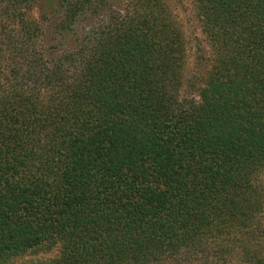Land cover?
<instances>
[{"label": "trees", "instance_id": "16d2710c", "mask_svg": "<svg viewBox=\"0 0 264 264\" xmlns=\"http://www.w3.org/2000/svg\"><path fill=\"white\" fill-rule=\"evenodd\" d=\"M106 1L0 0V264H264V0H195L188 94L161 0L40 50Z\"/></svg>", "mask_w": 264, "mask_h": 264}, {"label": "rangeland", "instance_id": "374dc122", "mask_svg": "<svg viewBox=\"0 0 264 264\" xmlns=\"http://www.w3.org/2000/svg\"><path fill=\"white\" fill-rule=\"evenodd\" d=\"M55 3V2H54ZM52 2V4H54ZM161 3L167 4L169 8L173 11L174 16L178 18L181 23V26L188 39V64L186 69V89L184 88V93L188 94L193 88L188 86V81L192 83H198L200 81L199 71L200 68H203V64L199 61L200 52L206 54L207 45L205 36L202 32L201 19L197 10L195 0H161ZM55 5V4H54ZM52 5V6H54ZM39 6V4H38ZM106 6L108 7L106 8ZM105 9L101 11L100 14L88 15L84 20H81L75 26V32L66 36L63 40L58 38L56 34V25L52 21H47L44 24V36L42 38V45L40 50L44 49L50 52V48L56 45L55 49H52L48 58H56L65 54L68 49L76 47L78 44L77 37H81L88 30H92L100 26L99 24L104 19V22L110 16V14H116L118 12H125L129 8L131 9L130 0H107ZM38 7L37 10H31V13L36 17L38 16ZM40 12V11H39ZM77 32V34H76ZM61 40L63 41L62 43ZM54 48V47H53ZM39 49V48H38ZM38 50V53H40ZM48 59V65L52 66V61ZM264 217V214H263ZM264 222V221H263ZM261 242V249L264 251V239H259ZM263 240V241H262ZM48 255V254H47ZM231 263L233 264H246L244 260L242 261L241 256L234 254L231 258Z\"/></svg>", "mask_w": 264, "mask_h": 264}]
</instances>
